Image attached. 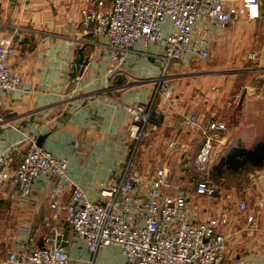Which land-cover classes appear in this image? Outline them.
Instances as JSON below:
<instances>
[{
  "label": "crops",
  "instance_id": "1",
  "mask_svg": "<svg viewBox=\"0 0 264 264\" xmlns=\"http://www.w3.org/2000/svg\"><path fill=\"white\" fill-rule=\"evenodd\" d=\"M260 1V17L254 20L245 18L240 0L224 4L237 7L239 17L234 23L197 20L210 41V55L200 59L186 52L168 64L172 103L162 97L156 100L155 111L164 114L150 118L133 166L144 179L161 166L168 168L169 189L184 191L193 220L227 219V225L217 227L227 238L222 264H264V160L246 164L253 169L243 182L221 183L218 193L210 197L194 190V179L204 171L194 167L198 172L192 173L185 168L189 162L192 165L202 140L201 126L209 121L225 125L220 152L248 150L264 141V91L242 83L251 74L257 82L264 75V0ZM82 2L0 0V36L18 27L9 66L20 77L19 87L3 94L0 153L15 167L30 139L43 136L38 146L64 157L66 175L87 199L96 200L100 181L126 159L132 144L127 106L150 97L151 79L162 69L164 50L136 42L121 67L114 69L107 39L99 36L82 47L87 62L72 75L80 39H91L79 26ZM160 28L169 33L170 19L166 17ZM253 52L257 55L250 59ZM190 117L197 126L185 124ZM53 181L42 174L27 197L14 198H8V187L0 185V264H5L8 250L19 251L29 242L63 245L68 264H125L118 246L107 245L92 254L63 217L45 221L51 214L48 188ZM66 198L67 194L61 200ZM242 199L247 203L245 211L237 205Z\"/></svg>",
  "mask_w": 264,
  "mask_h": 264
},
{
  "label": "built area",
  "instance_id": "2",
  "mask_svg": "<svg viewBox=\"0 0 264 264\" xmlns=\"http://www.w3.org/2000/svg\"><path fill=\"white\" fill-rule=\"evenodd\" d=\"M228 0H83L79 9V26L91 39H80L84 47L99 36L107 39L105 47L114 69H119L136 42L143 47L161 46L162 69L151 79L154 89L144 102L127 106L131 117L129 137L132 144L126 159L111 168L110 175L100 181L98 198L89 200L67 175V160L55 157L36 144L34 138L20 163L11 167L5 154L0 153V185L8 187V198L27 197L37 177L45 174L54 181L48 188L51 214L47 223L63 217L67 227L82 239L92 254L104 246H118L125 264H222L226 236L217 230L227 225V219L209 218L195 221L190 217L188 198L182 189L170 191L168 168L161 166L146 179L134 171L136 151L147 136L150 118L164 114L155 111V103L162 97L172 103L173 87L166 74L172 61L189 52L200 59L210 53L209 39L198 25L199 18L215 23H234L239 17L235 6L228 8ZM248 20L260 17V0H240ZM170 19L171 31L163 34L160 28ZM0 36V108L3 94L20 85V77L9 66L14 55V36ZM257 53H250L254 59ZM1 117V110H0ZM197 126L194 117L185 120ZM225 125L209 121L201 126L202 140L192 157V165L202 175L194 179L195 193L213 196L219 189L216 181L205 173L220 144ZM143 184H145L143 186ZM67 194V198L61 200ZM238 208L247 209L244 199ZM5 264H68L63 245L35 246L29 242L19 251L7 252Z\"/></svg>",
  "mask_w": 264,
  "mask_h": 264
},
{
  "label": "rangeland",
  "instance_id": "3",
  "mask_svg": "<svg viewBox=\"0 0 264 264\" xmlns=\"http://www.w3.org/2000/svg\"><path fill=\"white\" fill-rule=\"evenodd\" d=\"M242 83L247 85V87L264 91V75L262 76L261 80L257 82L253 74H251V76H248L245 81H242ZM232 150H234V148H224V150H221L220 152V148L217 147L216 154L212 158L211 163L207 166L209 178L218 183L219 189L221 183H228L229 181H236L237 183L243 182L246 173L250 172L253 169V167H250L249 165H243L242 167H240V170L236 171L234 168L228 166L229 164L227 162L224 161V163H222L221 160H225V157H227L228 154L232 152ZM189 160H191V156ZM185 169L192 173L198 172L194 167H192L191 162L187 163ZM236 172L238 173L236 174ZM218 191L216 193H218Z\"/></svg>",
  "mask_w": 264,
  "mask_h": 264
},
{
  "label": "trees",
  "instance_id": "4",
  "mask_svg": "<svg viewBox=\"0 0 264 264\" xmlns=\"http://www.w3.org/2000/svg\"><path fill=\"white\" fill-rule=\"evenodd\" d=\"M264 160V141L257 144L254 148L244 150V149H234L225 160L222 159L221 162H227L231 168L237 169L246 164L259 165Z\"/></svg>",
  "mask_w": 264,
  "mask_h": 264
},
{
  "label": "water",
  "instance_id": "5",
  "mask_svg": "<svg viewBox=\"0 0 264 264\" xmlns=\"http://www.w3.org/2000/svg\"><path fill=\"white\" fill-rule=\"evenodd\" d=\"M87 62V59L84 58L83 56V49L82 47H78L77 50H76V56L74 58V66H73V71H72V75L75 74V71L77 68H82ZM43 139V136H39L36 140V144L37 145H40L41 144V141Z\"/></svg>",
  "mask_w": 264,
  "mask_h": 264
}]
</instances>
